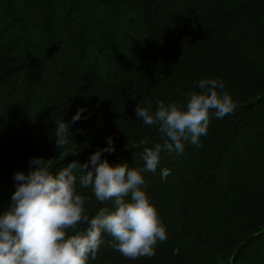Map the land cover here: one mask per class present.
Instances as JSON below:
<instances>
[{"label": "trees", "instance_id": "1", "mask_svg": "<svg viewBox=\"0 0 264 264\" xmlns=\"http://www.w3.org/2000/svg\"><path fill=\"white\" fill-rule=\"evenodd\" d=\"M203 79L223 81L236 107L212 110L198 145L162 150L157 171L143 173L166 239L130 260L105 233L88 264H264V0H0V214L33 157L56 173L111 136L110 163L142 168L166 137L137 105L184 107ZM60 121L70 124L61 151ZM75 174L90 218L113 207Z\"/></svg>", "mask_w": 264, "mask_h": 264}, {"label": "clouds", "instance_id": "2", "mask_svg": "<svg viewBox=\"0 0 264 264\" xmlns=\"http://www.w3.org/2000/svg\"><path fill=\"white\" fill-rule=\"evenodd\" d=\"M198 87L184 107L161 100L153 113L137 105L136 117L145 125L158 126L166 137L163 145L145 149L142 168L110 163L103 154L116 150L111 136L107 146L96 150L88 161L73 160L56 173L50 170L49 159L33 157L30 171L14 175L17 186L11 205L0 214V264H88L105 233L130 260L154 256L157 241L166 239V228L144 188L143 173L157 171L162 150L182 153L185 141L198 145L199 138L207 134L212 110L223 118L236 107L223 81L203 79ZM84 111L79 109L71 123L79 121ZM69 132L68 122H56L52 135L59 151L70 143ZM78 169L86 173L80 184L91 186L98 202L112 201L111 209L102 207L91 218L86 214V197L76 189ZM161 175L166 179L170 170L164 168ZM81 224H87V229L78 228Z\"/></svg>", "mask_w": 264, "mask_h": 264}]
</instances>
